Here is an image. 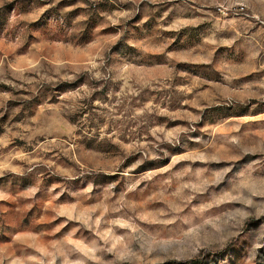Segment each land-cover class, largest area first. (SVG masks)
Here are the masks:
<instances>
[{
	"label": "rangeland",
	"instance_id": "rangeland-1",
	"mask_svg": "<svg viewBox=\"0 0 264 264\" xmlns=\"http://www.w3.org/2000/svg\"><path fill=\"white\" fill-rule=\"evenodd\" d=\"M264 264V0H0V264Z\"/></svg>",
	"mask_w": 264,
	"mask_h": 264
},
{
	"label": "trees",
	"instance_id": "trees-1",
	"mask_svg": "<svg viewBox=\"0 0 264 264\" xmlns=\"http://www.w3.org/2000/svg\"><path fill=\"white\" fill-rule=\"evenodd\" d=\"M187 264H193V262H189V263H187Z\"/></svg>",
	"mask_w": 264,
	"mask_h": 264
}]
</instances>
